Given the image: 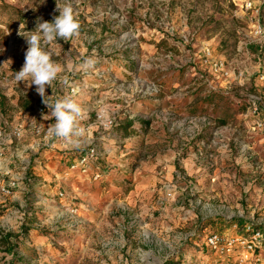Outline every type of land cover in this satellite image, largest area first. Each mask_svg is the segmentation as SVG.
<instances>
[{
  "label": "rangeland",
  "instance_id": "1",
  "mask_svg": "<svg viewBox=\"0 0 264 264\" xmlns=\"http://www.w3.org/2000/svg\"><path fill=\"white\" fill-rule=\"evenodd\" d=\"M56 4L80 28L42 44L62 68L45 95L81 106L84 135L52 154L55 120L14 73L19 33ZM94 146L102 178L69 172ZM0 153L18 169L1 175L0 264H220L206 234L264 230V39L231 0H0Z\"/></svg>",
  "mask_w": 264,
  "mask_h": 264
},
{
  "label": "clouds",
  "instance_id": "2",
  "mask_svg": "<svg viewBox=\"0 0 264 264\" xmlns=\"http://www.w3.org/2000/svg\"><path fill=\"white\" fill-rule=\"evenodd\" d=\"M56 10L59 15L54 17L53 22L38 20L34 31L19 33L25 38L28 47L25 52L24 65L19 72L14 73V79L18 83L30 80L31 84L36 86V92L50 110L48 116L55 120L54 124L49 125V136L64 140L68 144L76 143L78 145L75 138L84 135V129L79 125L82 115L81 106L70 97L50 104L45 95L46 87L52 86L62 72V68L52 60L51 55L44 50L42 44H51L58 39L67 42L79 35L80 28L70 4H56ZM20 27L23 28V25ZM63 82L67 83L66 80Z\"/></svg>",
  "mask_w": 264,
  "mask_h": 264
},
{
  "label": "built area",
  "instance_id": "3",
  "mask_svg": "<svg viewBox=\"0 0 264 264\" xmlns=\"http://www.w3.org/2000/svg\"><path fill=\"white\" fill-rule=\"evenodd\" d=\"M231 2L237 10L243 11L249 35L257 42H262L264 39V0H231ZM210 55L209 49L203 51L204 64L211 65ZM214 67L217 70L218 66L214 65ZM15 136L19 137V133H15ZM51 139L61 140L49 135L46 137V140ZM98 158L99 152L96 147H89L71 161L68 171L78 172L81 176L89 177L95 182L99 181L102 174L99 171V166L96 165ZM4 181L0 175V191L3 195L8 196L10 189L14 188L16 184ZM59 197H62V194H59ZM203 248L212 256L215 263L264 264V230L248 225L240 235L236 236L210 232L203 239Z\"/></svg>",
  "mask_w": 264,
  "mask_h": 264
},
{
  "label": "crops",
  "instance_id": "4",
  "mask_svg": "<svg viewBox=\"0 0 264 264\" xmlns=\"http://www.w3.org/2000/svg\"><path fill=\"white\" fill-rule=\"evenodd\" d=\"M66 144H67V142H66ZM66 144L63 143V142H59L57 140V141L52 142V145L51 146H48L47 147V150H44V151L50 150L52 154H55L56 151H60L61 152V150H63L64 148H66L67 147ZM23 148H24V150H27L26 149L27 147H23ZM11 157H12V155H9L8 157L4 155L3 158H1V160H0V175L3 176V174L8 173L9 175L14 176L15 174H17V171H18L17 166L12 163V160L10 159ZM0 202H2L1 201V197H0ZM37 240H39V239H37ZM0 250H3V249H0ZM7 251L8 252L5 255H7V257H12L13 256V252L12 251H9V250H7ZM205 254H206L207 257L210 258V260H212V261L214 260L212 258V256L209 255L208 252L205 251ZM6 258H4L5 261H7Z\"/></svg>",
  "mask_w": 264,
  "mask_h": 264
},
{
  "label": "trees",
  "instance_id": "5",
  "mask_svg": "<svg viewBox=\"0 0 264 264\" xmlns=\"http://www.w3.org/2000/svg\"><path fill=\"white\" fill-rule=\"evenodd\" d=\"M22 106V108L24 109V110H30L28 107H26V106H24V105H21ZM24 231L23 230H21L20 231V233H19V235L17 236V237H15V239H23V237H24ZM12 237V235H5V236H3V237H1V239H0V241L3 243V242H5V241H8L10 238ZM8 250H9V248H8ZM11 250V249H10ZM9 250V251H10Z\"/></svg>",
  "mask_w": 264,
  "mask_h": 264
}]
</instances>
